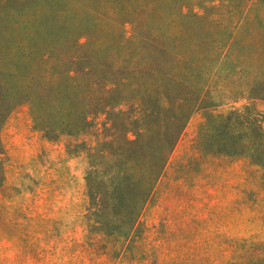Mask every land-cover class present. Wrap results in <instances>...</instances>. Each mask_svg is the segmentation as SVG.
<instances>
[{"label": "rangeland", "instance_id": "1", "mask_svg": "<svg viewBox=\"0 0 264 264\" xmlns=\"http://www.w3.org/2000/svg\"><path fill=\"white\" fill-rule=\"evenodd\" d=\"M33 15L36 22L27 25ZM169 20L194 27L196 43L208 51L228 43L229 59L258 51L264 57V0H0L1 28L18 26L5 42L40 46L32 59L5 58L0 70L30 71L45 44L56 47L59 68L72 57L113 59L135 28ZM25 32L32 40L22 39ZM212 99L187 120L127 236L94 229L87 219L86 149L103 141L105 115L86 133L49 138L33 105L19 103L0 130V264H264V102L231 97L220 85ZM231 113L240 118L229 127L212 125ZM221 133L237 143L234 153L216 152Z\"/></svg>", "mask_w": 264, "mask_h": 264}, {"label": "trees", "instance_id": "2", "mask_svg": "<svg viewBox=\"0 0 264 264\" xmlns=\"http://www.w3.org/2000/svg\"><path fill=\"white\" fill-rule=\"evenodd\" d=\"M149 17L153 15L149 13ZM192 18L201 19L196 15ZM24 20L30 25L37 16ZM150 20L154 23L155 18ZM12 28L6 33L0 26L2 65L5 58L13 59L18 53L32 59L40 48L35 41L33 45L6 43L17 30L16 23ZM195 33L194 27L175 28L172 20L137 27L129 38L120 39L113 59L94 63L72 57L61 68L52 60L56 47L41 43L46 45L42 47L46 53L36 58L30 71L24 73L16 67L0 70V130L10 111L21 102L33 105L36 125H43L40 130L49 138L57 133H86L94 127L95 118L105 115L102 135L98 134L103 141L86 149V212L94 229L119 236L133 230L187 120L197 110L215 104L212 94L218 85L231 97L246 95L264 102V57L259 51L229 59L228 43L220 48L210 46L208 51L204 42L196 43ZM27 36L25 32L22 39ZM73 46L80 47L77 38ZM223 59L230 67L222 73L218 67ZM125 91L132 97L126 99ZM121 106L128 111H121ZM238 118L239 114L231 113L211 122L224 128ZM221 137L216 152L234 153L237 143L230 142L227 133ZM261 153L264 155L263 149ZM2 155L0 142V186Z\"/></svg>", "mask_w": 264, "mask_h": 264}]
</instances>
